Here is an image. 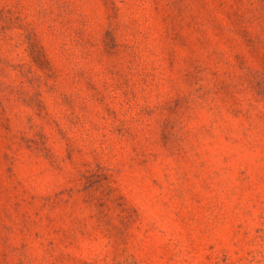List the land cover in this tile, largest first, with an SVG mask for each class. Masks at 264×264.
Returning <instances> with one entry per match:
<instances>
[{"label":"rangeland","instance_id":"rangeland-1","mask_svg":"<svg viewBox=\"0 0 264 264\" xmlns=\"http://www.w3.org/2000/svg\"><path fill=\"white\" fill-rule=\"evenodd\" d=\"M0 264H264V0H0Z\"/></svg>","mask_w":264,"mask_h":264}]
</instances>
